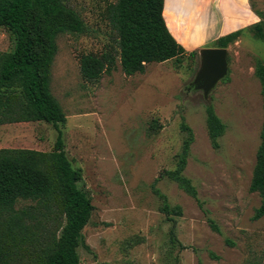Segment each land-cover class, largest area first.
<instances>
[{
    "label": "rangeland",
    "instance_id": "obj_1",
    "mask_svg": "<svg viewBox=\"0 0 264 264\" xmlns=\"http://www.w3.org/2000/svg\"><path fill=\"white\" fill-rule=\"evenodd\" d=\"M175 1L187 44L206 41L192 50L194 58L148 64L132 76L118 60L93 82L83 78L81 58L117 47L106 18L117 0L67 2L86 32L59 36L51 91L67 116L60 125L65 151L82 172L81 186L94 206L78 248L81 264H264V217L256 218L261 197L250 190L264 124L256 75L257 64H264V41L246 28L227 48L228 75L206 95L195 82L202 51L217 46L218 0ZM249 2L257 23H264V0ZM14 45L13 36L0 29V52ZM208 107L227 127L217 144L208 134ZM57 136L45 122L4 124L0 150L51 152ZM188 140L182 175L196 188L197 199L167 175L180 168ZM164 197L181 208L174 222L162 212ZM31 204L20 201L17 207Z\"/></svg>",
    "mask_w": 264,
    "mask_h": 264
},
{
    "label": "trees",
    "instance_id": "obj_2",
    "mask_svg": "<svg viewBox=\"0 0 264 264\" xmlns=\"http://www.w3.org/2000/svg\"><path fill=\"white\" fill-rule=\"evenodd\" d=\"M67 2L0 0V29L7 30L15 41L11 52H0V126L45 122L58 133L51 152L0 150V264H81L78 248L94 206L81 186L82 172L74 169L65 151L60 125L67 122V116L51 91L59 36L86 32L84 20ZM164 3L165 0H117L110 4L106 18L116 33L117 47H110L101 55L82 56L83 78L91 82L99 80L118 60L123 72L132 76L144 73L148 64L171 60L181 64L185 58H194L197 51L188 52L171 34L163 15ZM245 29L220 37L215 48L227 49ZM247 29L256 39L264 41L262 21ZM256 75L262 83L264 99L261 62L257 64ZM207 129L214 144L227 129L213 107L207 109ZM189 151L188 140L180 168L167 175L197 199L196 188L182 175ZM250 190L261 197L256 218H262L264 124ZM20 201L33 204L18 208ZM162 212L172 222L173 216L182 214L181 208H172L165 197ZM209 223L221 233L214 221ZM227 243L233 245L229 240Z\"/></svg>",
    "mask_w": 264,
    "mask_h": 264
},
{
    "label": "crops",
    "instance_id": "obj_3",
    "mask_svg": "<svg viewBox=\"0 0 264 264\" xmlns=\"http://www.w3.org/2000/svg\"><path fill=\"white\" fill-rule=\"evenodd\" d=\"M172 1L173 0H165L164 3L163 15L166 20L167 26L171 34L175 37V39L178 40V42L181 45H183L187 51H192L206 41L202 40L201 43L197 44L196 46L193 45L191 46L190 43L192 42V39L190 38L193 37L191 34L189 38L191 42L189 41L190 43L187 44V41L182 34L183 31H181L180 24L176 20V14L183 16L182 12H180L178 3L176 1L171 3ZM241 1L242 4H240V0H218V12H220L219 15L220 19L218 18V27L216 29V34L213 36L214 38L213 40H217L220 37L229 35L241 29H245L257 23V19H256L257 16L252 11L249 0H241ZM238 3H239V7L236 6V4ZM227 7L228 10L225 9ZM186 24H188V26L184 29L185 32H187V30L189 29V23L186 22ZM180 35L181 38H179Z\"/></svg>",
    "mask_w": 264,
    "mask_h": 264
},
{
    "label": "water",
    "instance_id": "obj_4",
    "mask_svg": "<svg viewBox=\"0 0 264 264\" xmlns=\"http://www.w3.org/2000/svg\"><path fill=\"white\" fill-rule=\"evenodd\" d=\"M203 67L195 87L208 95L228 75V50L207 48L202 51Z\"/></svg>",
    "mask_w": 264,
    "mask_h": 264
}]
</instances>
